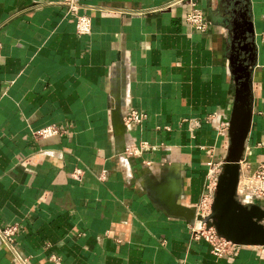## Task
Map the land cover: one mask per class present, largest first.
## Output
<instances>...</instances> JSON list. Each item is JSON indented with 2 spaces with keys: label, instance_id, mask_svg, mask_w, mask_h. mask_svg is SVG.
<instances>
[{
  "label": "crops",
  "instance_id": "0c3cea01",
  "mask_svg": "<svg viewBox=\"0 0 264 264\" xmlns=\"http://www.w3.org/2000/svg\"><path fill=\"white\" fill-rule=\"evenodd\" d=\"M78 1L92 21L87 37L63 0H0V226L18 224L31 264H264V247L215 257L168 211L173 198L197 210L210 164L221 171L235 92L225 20L241 8L256 66L238 194L255 189L250 178L264 164V0H194L211 24L203 34L176 0ZM116 104L123 120L146 116L126 127V145L151 146L139 156L119 151ZM51 125L66 134L32 138ZM255 201L264 210V198ZM0 264H16L2 244Z\"/></svg>",
  "mask_w": 264,
  "mask_h": 264
},
{
  "label": "water",
  "instance_id": "95a60500",
  "mask_svg": "<svg viewBox=\"0 0 264 264\" xmlns=\"http://www.w3.org/2000/svg\"><path fill=\"white\" fill-rule=\"evenodd\" d=\"M236 5H239L236 4ZM241 5V3H240ZM244 9L245 6H244ZM228 14L225 23L230 25L228 64L235 84L233 107L228 120V148L206 227L214 229L219 237L240 247H264V210L256 203L245 204L238 197L241 163L253 119L252 74L256 66L255 32L247 12ZM238 17H235L237 16ZM115 141L124 152L127 129L120 105L111 112ZM169 214L192 225L196 208L178 204L173 198L168 204Z\"/></svg>",
  "mask_w": 264,
  "mask_h": 264
},
{
  "label": "built area",
  "instance_id": "2783aa9c",
  "mask_svg": "<svg viewBox=\"0 0 264 264\" xmlns=\"http://www.w3.org/2000/svg\"><path fill=\"white\" fill-rule=\"evenodd\" d=\"M188 4L189 12L186 16L187 25L195 32L206 33L211 27L210 22L206 19L203 11L198 8L194 0H176L171 5ZM62 4L66 7V15L73 18L76 34L82 37L90 36L92 33V21L91 18L83 13L81 10L83 7L78 0H63ZM146 119L145 114L130 111L124 118L126 127L131 124L141 125ZM221 132L228 135V125L221 129ZM66 134L65 130L57 125L46 126L38 130L31 131V136L35 141L47 140L56 136ZM151 148L147 142H140L138 144L132 143L126 145L124 154L126 156H139L146 149ZM210 174L208 183L206 185V192L202 200L201 206L196 210V220L191 225V240L192 241H204L210 246L211 253L217 258L223 256L233 255L240 247L218 236L214 229H208L206 227V218L209 216L211 206L213 203L217 179L220 174V169L210 164ZM82 175L81 170H76L72 177L79 178ZM104 179V175L101 176V180ZM250 182L254 184L255 189L249 193L246 199L238 197L240 201L245 204H249L250 200L258 198H264V164H261L257 172L250 178ZM18 224L8 225L6 227L0 226V244H2L8 252L13 256L16 264H31V258L24 256L18 244L16 237L18 235ZM55 260V259H52Z\"/></svg>",
  "mask_w": 264,
  "mask_h": 264
},
{
  "label": "rangeland",
  "instance_id": "374dc122",
  "mask_svg": "<svg viewBox=\"0 0 264 264\" xmlns=\"http://www.w3.org/2000/svg\"><path fill=\"white\" fill-rule=\"evenodd\" d=\"M256 200V199H255ZM255 200H253V202L251 201L250 203H255L256 201Z\"/></svg>",
  "mask_w": 264,
  "mask_h": 264
}]
</instances>
